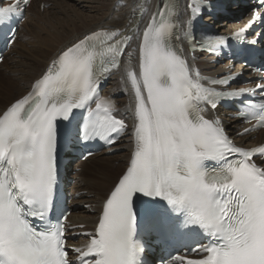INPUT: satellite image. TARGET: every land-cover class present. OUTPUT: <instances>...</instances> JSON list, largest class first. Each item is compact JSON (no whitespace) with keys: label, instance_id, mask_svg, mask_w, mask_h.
<instances>
[{"label":"snow or ice","instance_id":"snow-or-ice-1","mask_svg":"<svg viewBox=\"0 0 264 264\" xmlns=\"http://www.w3.org/2000/svg\"><path fill=\"white\" fill-rule=\"evenodd\" d=\"M21 3L27 0L0 6V28L22 16ZM175 7L165 4L153 14L142 33L139 71L126 68L134 93V150L106 194L94 230L79 233L89 237L84 246L68 243L67 233L76 226H69L66 214L51 222L59 206L58 121L86 108L78 128L85 144L111 145L128 131L126 119L99 88L120 69L122 57L131 55L126 49L140 38L138 27L130 34L101 29L65 46L31 91L0 115V264H144L145 246L137 239L141 227L169 237L195 232L207 239L188 249L199 258L174 255L170 264H264V167L253 159L264 158V144L237 146L221 120L204 115L226 98L258 93L259 102L249 101L242 117L264 125V83L233 91L214 87L229 86L233 77L205 83L178 47L180 37L169 19ZM188 7L191 27L202 9ZM258 21L264 22V11L254 9L233 37L197 44L191 32L185 35L192 36L193 52L218 53Z\"/></svg>","mask_w":264,"mask_h":264},{"label":"bare ground","instance_id":"bare-ground-1","mask_svg":"<svg viewBox=\"0 0 264 264\" xmlns=\"http://www.w3.org/2000/svg\"><path fill=\"white\" fill-rule=\"evenodd\" d=\"M49 1L53 4L52 8H57L60 11L51 14L53 16L50 17V11L46 10L45 15H48L46 18L43 16L44 14L40 13L38 4H36L37 11L34 16H36L38 22H42L44 25H33V28L37 29L32 28L31 31V29H28L30 23L28 22L24 27L28 29L27 34L23 32V28L11 50L12 55L0 65V69H5V76L7 75L0 80V96H4L9 92L5 99L4 97L0 99V112L28 91L32 82L41 75L56 53L65 46H69L86 33L98 28L123 29L127 27L128 29V23L130 25H133V21L138 23L146 10L150 9L152 11L157 3V0H87L83 5L80 4L81 0ZM80 8L88 9V15L82 13ZM246 10L243 7L240 11L245 12ZM58 13L64 14L63 17H59ZM32 18L29 15V19ZM207 19L210 20L211 18L208 17ZM143 21L146 22L147 18ZM218 26H220V23H218ZM23 34L28 37L27 41L21 40L24 37ZM11 56H15V59L12 60ZM201 60H205V57L202 56ZM200 65L206 70L211 69L214 73L218 71L213 66H206L205 61ZM124 71L122 65L112 76L104 94L105 97L110 95L116 108L119 109V113L128 118V105L131 104V98L124 82ZM223 118L227 128L235 135L234 128L237 126L238 120L227 117V115ZM235 139L238 142H248V145L252 144V142H249L251 141L249 137L235 136ZM128 146V142H121L113 147L120 151L112 154H107L106 151L103 154H97L82 162L79 165L81 170H75L76 183L74 187L81 194L79 200L82 203L90 204L89 208L73 214L72 219H75L76 223L89 225L95 219L99 200L106 196L117 177L124 170L129 155L126 151ZM91 161L107 166V170L111 172H107L103 166H97L96 168L88 166L87 163ZM114 161H116V166L113 163ZM86 171L88 172L86 173Z\"/></svg>","mask_w":264,"mask_h":264},{"label":"rangeland","instance_id":"rangeland-1","mask_svg":"<svg viewBox=\"0 0 264 264\" xmlns=\"http://www.w3.org/2000/svg\"><path fill=\"white\" fill-rule=\"evenodd\" d=\"M86 2H87V0H81L80 4H83V3L85 4ZM84 4H83V5H84ZM78 7H79V6H78ZM65 9H67V8H65ZM80 10H81L82 13H83V12H84L85 14L88 13V11H87L88 9L80 8ZM84 10H85V11H84ZM36 11H37V9L34 7L33 10H32V14H31V17H33L34 19H33V18H32L33 20L30 19V23H29V26H28V29H31V31H32L33 29H37V28H35V27L33 28V25H35V26H37V25H40V26H41V25H44L42 22H38V21L36 20V16H34V14H36ZM49 11H50V17H52L53 15H51V14H53V13H55V12L57 13V12L60 11V10H58L57 8H51ZM41 14H42V13H41ZM85 14H84V15H85ZM57 15H58L59 17H63L64 14H59V13H58ZM87 15H88V14H87ZM43 16L47 18L48 15H45V13H44ZM50 17H49V18H50ZM32 28H33V29H32ZM28 29H25V28H24V31H23V32H25V33L27 34ZM23 35H24V34H23ZM23 35H22V36H23ZM21 40H22V41H27V40H28V37L24 35V37H23ZM30 48H31V47H30ZM10 58L13 60V59H15V56H14V57L11 56ZM25 60H26V59H25ZM5 74H6V73H5V69H3V68L0 69V80L7 76V75L5 76ZM0 82H1V81H0ZM19 87H20V85H19ZM7 94H9V92H7ZM7 94H5L4 96H0V99L3 98V97H4V99H5ZM17 95H18V94H17ZM7 96H8V95H7ZM113 163H114L115 166L117 165V164H116V161H114ZM87 164H88V166H91V167H94V168H96L97 166H103L104 169L107 170V166H104L103 164H100V163H95L94 161H93V162L91 161V162H89V163H87ZM87 164H86V167H87ZM89 164H90V165H89ZM88 171H89V170H88ZM88 171H86V173H87ZM107 172H111V171L107 170Z\"/></svg>","mask_w":264,"mask_h":264}]
</instances>
